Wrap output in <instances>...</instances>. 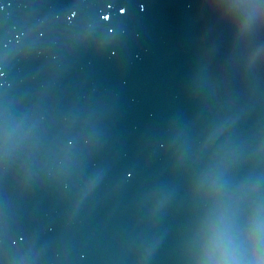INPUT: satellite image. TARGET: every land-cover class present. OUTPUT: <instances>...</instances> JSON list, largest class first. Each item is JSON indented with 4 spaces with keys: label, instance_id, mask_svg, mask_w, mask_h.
Masks as SVG:
<instances>
[{
    "label": "water",
    "instance_id": "95a60500",
    "mask_svg": "<svg viewBox=\"0 0 264 264\" xmlns=\"http://www.w3.org/2000/svg\"><path fill=\"white\" fill-rule=\"evenodd\" d=\"M0 264H264V0H0Z\"/></svg>",
    "mask_w": 264,
    "mask_h": 264
}]
</instances>
